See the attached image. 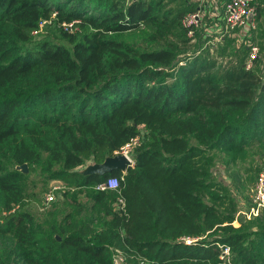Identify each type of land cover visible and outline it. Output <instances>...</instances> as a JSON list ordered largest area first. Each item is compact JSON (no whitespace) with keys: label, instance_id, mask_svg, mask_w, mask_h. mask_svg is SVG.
<instances>
[{"label":"trees","instance_id":"obj_1","mask_svg":"<svg viewBox=\"0 0 264 264\" xmlns=\"http://www.w3.org/2000/svg\"><path fill=\"white\" fill-rule=\"evenodd\" d=\"M183 4L169 17L160 0H0V264H112L111 247L123 264H221L219 247L231 264H264V212L236 220L210 155L264 144V81L244 67L245 45L233 61L198 29L194 44L180 19L196 4ZM142 27L163 46L120 39ZM136 137L124 171L77 169ZM23 163L59 180L78 213L83 194L86 218H37L12 168ZM108 176L117 189H95Z\"/></svg>","mask_w":264,"mask_h":264},{"label":"rangeland","instance_id":"obj_2","mask_svg":"<svg viewBox=\"0 0 264 264\" xmlns=\"http://www.w3.org/2000/svg\"><path fill=\"white\" fill-rule=\"evenodd\" d=\"M162 2L160 11L165 13L169 17L173 16L180 9H184L185 5L183 0H160ZM209 20L210 18L205 14H201V19L198 26V34L201 37V33L209 34L211 33L209 29ZM209 24V25H208ZM203 28V29H202ZM152 29L149 27H142L139 30L133 32H126L120 36V39L127 43L129 46H132L137 49L142 48H156L162 47L163 43L157 39L151 38ZM179 34V29L174 27L169 33H163V38L165 41H175L177 35ZM55 32L51 34H42L35 37V40L40 39L41 37H46L49 39H56ZM194 39V44H197ZM211 41L206 42V46L209 48L210 53L216 50L221 43L223 49H221V54L225 55L227 50L225 47V38L216 40L210 39ZM59 41V40H58ZM234 45V44H233ZM237 41V49H240L241 46ZM232 46V45H231ZM235 46V45H234ZM234 46H232L234 48ZM264 47V46H263ZM241 51V50H240ZM214 54V52L212 53ZM140 138L137 139L136 143L133 145L129 156L132 160L133 151L136 146L140 144ZM211 155V171L214 178L222 184L228 186L231 195L236 201L237 212L236 220H248L247 212L250 207V195L251 189L255 182L257 175L264 170V144L254 145L252 147H247L245 153L242 157L236 158L235 160H230V157L219 152V151H210ZM133 161V160H132ZM91 161H86L84 164L77 167L78 170H82L87 164H91ZM16 165H13L12 168H15ZM26 175L21 183L26 186L27 196L25 201L27 203V208L34 213V215L39 219H45L50 212L57 213L56 217L60 219L63 214L73 211L77 212L76 206H73L69 203L70 199L67 198L63 200L61 195V190L63 186L59 180L56 179H44L43 174L36 168L33 171L27 170ZM53 194V198L49 203L43 202V197L48 193ZM34 198L35 200H32ZM77 202L81 203L82 210L77 212L78 219H85V211L89 205L88 200L83 194H78ZM87 214V213H86ZM252 218V217H251ZM249 218V219H251ZM233 225H237V222L234 221ZM112 264H123L120 259L119 252L113 247L110 248Z\"/></svg>","mask_w":264,"mask_h":264},{"label":"built area","instance_id":"obj_3","mask_svg":"<svg viewBox=\"0 0 264 264\" xmlns=\"http://www.w3.org/2000/svg\"><path fill=\"white\" fill-rule=\"evenodd\" d=\"M212 4L217 6V0L212 1ZM202 7L197 8L195 11L185 13L180 19L181 26L186 29V36L192 40L194 39L195 29H198L201 14H204V9ZM217 8L218 7L215 8L216 13H214L209 20L210 25L208 24L210 26L208 30L211 33L206 34L202 32L201 38L205 39L209 37L210 39H223L229 36L232 37V35L236 33L238 43L240 44L241 42V44L245 45L247 48V56L244 61V67L252 68L254 60H256L259 56V48L256 44L251 43L249 40L245 41L242 37H240L238 31L244 29L246 32L245 35L248 36L249 33L255 30L258 15L255 0H223L221 2L220 10L218 9L219 12L217 11ZM46 22V20H41L38 24V28L32 30L31 33L36 34ZM61 26L66 29L71 26V23L62 22ZM215 34L218 36H215ZM210 39H208V41H210ZM260 74L262 80L264 81V57L261 60ZM137 139V137L131 139L129 142L124 144L119 151H115L114 154H124L130 161L129 163L131 165L133 161L129 156V152L136 143ZM118 182L119 180L117 177L108 176L101 183H99L95 189L99 191L116 190ZM52 198L53 194L51 192L45 194L43 202L49 203ZM116 204H122L121 197L116 198ZM262 212H264V170L257 175L251 189L250 207L247 212V218L249 219L257 216ZM183 239L187 242L190 241L188 237ZM219 248L220 253L218 255V259L221 264H231L229 249L227 247ZM119 257L121 259V256Z\"/></svg>","mask_w":264,"mask_h":264},{"label":"crops","instance_id":"obj_4","mask_svg":"<svg viewBox=\"0 0 264 264\" xmlns=\"http://www.w3.org/2000/svg\"><path fill=\"white\" fill-rule=\"evenodd\" d=\"M188 1L190 3H195L196 9L200 8L204 5L202 7L204 9V14L206 16H208L209 18H211L212 15H214V13H216V10H215L216 7H218L217 11H218V9L220 10L221 2L223 0H217V6L212 4V1H214V0H206V1L205 0H188ZM255 2L257 5V12H258L255 30L252 31L251 33H249V35H248L249 37L245 35L246 32L244 29L241 31H238V32H239L240 37H242L245 41L249 40L251 43L256 44L258 46L259 56L256 60H254L252 69L255 70L257 73H259L260 69H261V60L264 57V47H263L264 46V0H255ZM215 36H218V35L215 34ZM215 40L217 42L219 40V38H213V41H215ZM224 41L226 42L225 43L226 49L231 50V51H226L224 56L232 59L233 61H237V59L241 55V51H240L241 49L236 48L237 47L236 46L237 45L236 33L233 34L232 37L231 36L225 37ZM206 42H208V41H206ZM231 45L234 46V48ZM213 52H214V54H216L218 52V50L214 49V51H212L211 53H213Z\"/></svg>","mask_w":264,"mask_h":264},{"label":"water","instance_id":"obj_5","mask_svg":"<svg viewBox=\"0 0 264 264\" xmlns=\"http://www.w3.org/2000/svg\"><path fill=\"white\" fill-rule=\"evenodd\" d=\"M128 158L122 154L117 153L112 156H106L101 162L87 164L80 172L82 174H97L103 175L112 170H121L124 171L127 166L130 165ZM16 170H19L21 173L27 172L26 164L15 166Z\"/></svg>","mask_w":264,"mask_h":264}]
</instances>
